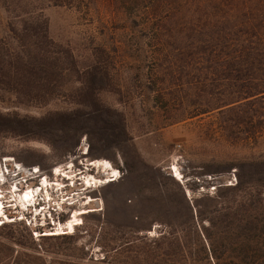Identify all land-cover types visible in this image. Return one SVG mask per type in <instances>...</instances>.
Instances as JSON below:
<instances>
[{
    "label": "rangeland",
    "instance_id": "374dc122",
    "mask_svg": "<svg viewBox=\"0 0 264 264\" xmlns=\"http://www.w3.org/2000/svg\"><path fill=\"white\" fill-rule=\"evenodd\" d=\"M192 33L139 30L133 0H0V158L49 172L80 155L83 142V164L105 158L125 170L93 193L100 210L71 234L36 237L16 217L1 225L0 264H144L153 241L164 256L169 225L181 232L188 224L182 195L203 211L193 220L197 235L185 230L191 256L206 255L203 231L221 256L264 254L234 238L223 249L221 225L207 226L232 199L237 165L264 161V115L200 106L227 83L204 80L196 60L186 64ZM202 181L215 190L200 192Z\"/></svg>",
    "mask_w": 264,
    "mask_h": 264
},
{
    "label": "trees",
    "instance_id": "16d2710c",
    "mask_svg": "<svg viewBox=\"0 0 264 264\" xmlns=\"http://www.w3.org/2000/svg\"><path fill=\"white\" fill-rule=\"evenodd\" d=\"M133 25L142 31L193 32L187 36L183 52L186 64L196 60L204 70V80L227 83L221 97L214 102L204 99L200 106L218 109L219 114L249 107L264 115V0H133ZM167 55L173 63L175 54ZM36 58L29 56V60ZM211 67L212 74L207 75ZM228 191L232 199L216 209L221 216L207 217V226L221 225L217 244L223 249L232 248L234 238L239 249L249 248L248 242H254L253 251H264V161L239 163L237 182ZM182 198L188 224L184 223L181 232L169 225L162 233L167 241L164 256L158 253L161 246L153 241L155 246L144 264H264V254L219 255L213 235L204 231L208 250L203 244L202 248L206 255L191 256L185 230L188 227L197 235L193 220L201 218L203 211Z\"/></svg>",
    "mask_w": 264,
    "mask_h": 264
},
{
    "label": "built area",
    "instance_id": "2783aa9c",
    "mask_svg": "<svg viewBox=\"0 0 264 264\" xmlns=\"http://www.w3.org/2000/svg\"><path fill=\"white\" fill-rule=\"evenodd\" d=\"M78 151L80 152V155H70L67 157L69 162L72 163L73 173L75 174L74 180L64 175L63 172H61L60 175H54V168H51L50 171L47 172L46 170H42L38 165H24L23 163L18 162L17 164L20 165L18 166L14 160L4 161V157L1 158L2 168L0 164V171L2 172V176L0 177V185L2 188L5 190L7 187L12 188L14 185H16L17 192L24 193L25 190H33V193H35V196L32 200L36 205L32 206L31 215L32 213H35V209H37L35 214L36 218H34V215L32 217L31 215L27 214L21 216L23 223H25L26 226L34 227L32 230L34 234L56 232L58 227L56 223L65 222L68 216H71L74 212L83 210L86 211L90 208L100 210V205L98 206V203H101L100 200L97 203H93V201H89L88 198H99L98 196H93V193L98 188L107 184L108 181H106V177L101 178L103 172H100L101 176L99 177L98 171H96L93 166H89L88 171L84 173V166L86 165L82 163L81 155L88 153V147L84 145L83 142H81L78 147ZM84 157L86 156L84 155ZM110 163V169L106 171H108L110 174L109 180L111 182H116L122 178V176L125 174V170L120 166H115L111 161ZM68 165L69 163H66L65 166ZM111 167H114V170L116 171L115 174L111 172ZM66 169L68 170V167ZM86 175L96 176V179L101 180L102 182H97L95 185H86L84 180ZM45 178H48L49 180L58 178V182H60L62 186L55 185V180H51L53 185L47 189L50 193L47 194L45 186H41L42 180ZM207 180L210 181L209 183H211L212 177L208 175ZM235 181L236 180L233 177V180L228 181L227 185H233ZM4 185L8 186L4 187ZM199 188L200 192L211 193L210 190H215L216 185H209L207 183L205 185L202 181L200 182ZM91 204L96 206L92 207ZM6 215L10 218H13V216L8 215V212H6Z\"/></svg>",
    "mask_w": 264,
    "mask_h": 264
},
{
    "label": "bare ground",
    "instance_id": "6f19581e",
    "mask_svg": "<svg viewBox=\"0 0 264 264\" xmlns=\"http://www.w3.org/2000/svg\"><path fill=\"white\" fill-rule=\"evenodd\" d=\"M82 155H87L86 154H82ZM85 159V165L84 166V173L88 171V167L89 166H93L94 169H96V171H98V176L100 177V172H103V175L101 178L106 177V181L107 184L110 183L111 181L109 180V172L106 171L108 169H110L111 163L108 159L105 158H84ZM83 159V160H84ZM4 161H10V160H14L12 157L10 156H5V158L3 159ZM1 158H0V164H1V168H2V162H1ZM15 161V160H14ZM16 165L20 166L19 164H17L18 162H15ZM66 163H69L68 166H65ZM83 163V162H82ZM36 166V165H34ZM68 167V170L66 169ZM21 168V167H20ZM54 168V175H60L61 172H63L64 175L68 176L70 179L74 180V173H73V167H72V163L69 162V160H67L66 162L62 163V164H58L56 166L53 167ZM111 172L113 174L116 173V171L114 170V167H111ZM174 168V173L176 175H180V173L177 170V167L173 166ZM174 174V176L176 177V175ZM2 176V172L0 171V177ZM1 179V178H0ZM51 180H55L54 184L55 185H59L62 186L60 184L59 179L55 178V179H51ZM51 180H49L48 178H45L42 180V187L45 186L46 188V192L47 194L49 193V190H47L49 187H52L53 183L51 182ZM85 180V184L89 185V184H97V182H102L101 180H97L96 176L93 175H86L84 177ZM105 181V182H106ZM13 184V183H12ZM37 191V190H36ZM35 196V193H33V190H25L24 193H20L16 191V185H14L12 188L11 187H7L5 190H3L2 186L0 185V226L5 224V222H11L14 221V218H8V216L6 215L7 212V208H20V212H22L21 214H24V212H32L31 208L32 206H35L36 204L34 203V201L32 200ZM89 201H93V203H97L99 200L101 201V199L99 198H94V197H89L88 198ZM6 203V204H5ZM100 204L98 203V206ZM95 205H93L94 207ZM41 210V209H40ZM98 210V209H97ZM16 210H14L15 212ZM36 211L37 209H35V213H32V217L34 215V218H36ZM39 211V210H38ZM96 209L94 208H90L89 210H83V211H79V212H74L71 216L69 215L68 218L66 219L65 222H59L56 223L57 230L56 232L50 233V232H45L43 234L40 233H36V236H51V235H68L71 234L74 230L75 227L78 225H81L83 223V219L82 216L84 214L87 213H92L95 212ZM39 215V214H38ZM21 218V217H20ZM19 219V218H18ZM36 220V219H35Z\"/></svg>",
    "mask_w": 264,
    "mask_h": 264
},
{
    "label": "clouds",
    "instance_id": "9594fccd",
    "mask_svg": "<svg viewBox=\"0 0 264 264\" xmlns=\"http://www.w3.org/2000/svg\"><path fill=\"white\" fill-rule=\"evenodd\" d=\"M21 213H22V212H21ZM25 213H26V212H25ZM25 213H24V214H25ZM29 213H31V212H29ZM24 214H21L20 216H22V215H24ZM26 214H27V213H26ZM18 220H22V219H18Z\"/></svg>",
    "mask_w": 264,
    "mask_h": 264
}]
</instances>
